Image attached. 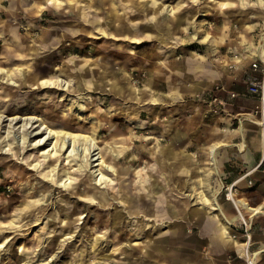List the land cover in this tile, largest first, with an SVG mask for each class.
Returning a JSON list of instances; mask_svg holds the SVG:
<instances>
[{
	"label": "rangeland",
	"instance_id": "obj_1",
	"mask_svg": "<svg viewBox=\"0 0 264 264\" xmlns=\"http://www.w3.org/2000/svg\"><path fill=\"white\" fill-rule=\"evenodd\" d=\"M59 1L0 0V115L35 117L68 128L63 131L92 135L101 150L125 152L107 170L116 171L106 176L114 187L107 191L98 167L88 162L76 171L83 154L78 162H61L65 148L50 157L56 170L34 168L41 151L31 150L28 140L21 149L22 133H15L19 124L11 131L9 122L0 120V147L11 149L0 151V222L6 225L29 202L39 204L24 214L19 235L0 252V264H11L10 253L20 246L32 258L28 264H214L192 259L197 242L207 245L200 199L231 204L225 193L234 183L235 198L259 211L245 215L248 250L264 251V174L254 164L263 151L258 126L248 123L239 134L227 133L231 118L208 114L203 101L217 87L238 94L236 86L249 81V64L263 67L264 0L262 6L257 0ZM243 54L251 58L243 60ZM130 88L139 92L137 100ZM135 112L138 121L131 120ZM237 126L236 120L232 128ZM13 138L19 139L18 148ZM153 147L183 156L171 162L155 151L154 187H147L150 196L140 200L135 172L143 175L151 165ZM185 156L190 169L181 161ZM229 160L234 162L229 171L238 179L220 181ZM123 170L127 174L119 179ZM64 172L79 180L73 189ZM119 192L129 197L132 210ZM101 193L115 199L101 202ZM257 194L261 201L254 203L251 196ZM118 213L124 224L114 226L112 216ZM231 234L245 243L240 221ZM124 250L130 256L121 255ZM234 256L229 252L226 261L247 264Z\"/></svg>",
	"mask_w": 264,
	"mask_h": 264
},
{
	"label": "bare ground",
	"instance_id": "obj_2",
	"mask_svg": "<svg viewBox=\"0 0 264 264\" xmlns=\"http://www.w3.org/2000/svg\"><path fill=\"white\" fill-rule=\"evenodd\" d=\"M47 3L50 4H59L61 3L59 0H47ZM239 2H241L242 4L246 3L247 0H238ZM258 5L262 6L263 1L262 0H257ZM219 5L224 6V5H228L227 3H219ZM231 5V4H230ZM242 39V36L240 37ZM264 41V37L262 38ZM140 42L137 41V44H139ZM260 56L264 58V44L263 46H261V52H260ZM251 58L250 55L247 56V58L244 56L243 54V60L244 59H249ZM242 60H237L236 63H241ZM106 74V73H105ZM9 76H12V74H10ZM125 81L127 82V84H129V79L124 77ZM65 86V85H63ZM66 90L70 91L69 85H66ZM132 95L135 98V100H137V97L139 95V92L130 88ZM119 91L122 90V88H118ZM134 100V98H132V101ZM153 101V100H151ZM262 109L264 110V108L262 107ZM138 112H135V114H133L132 119L133 121H138L137 117L138 114H136ZM127 117V116H126ZM4 120L9 122V126L8 129H10L11 131L15 129V126L19 124V126L16 129L15 133H22L21 135V149L22 146L24 148V145L26 143V140H28L29 146L33 147L31 150L33 149H38L39 151H41V158L42 160H38L37 163L34 165V168L39 169L41 166L48 169V170H56L54 167V163L55 161L51 160L50 157H54L56 156L60 151H62L65 148V153H67V155L61 160V162L65 161V160H69L68 163H70V158H72V161H76L78 162V155H84V160L81 161V163L78 165L76 171L78 172H82L83 168L85 169V165H87V163L89 162L91 167H98V176H100L99 181H103V184H106L105 188L107 189V191H109L110 189L112 190L114 187L112 184H109L111 182V179L107 181L106 176H110V171L108 172V169H112L113 165H114V160L117 158H120L123 156L125 150H115L112 149L108 146H106L103 150L99 149L97 147V145H95V139L92 137V135L90 137L82 135V134H75L71 131H63L64 129H68L66 127H63L64 129H60V127H55L54 124H46L44 122H41L39 119L35 118V117H31V116H26V117H21V116H13V117H9L7 118V116H3L0 115V120ZM137 119V120H136ZM2 120V121H3ZM46 124V125H45ZM96 126H94V128L92 129V134L94 135V133L96 132V129L98 127L97 124H95ZM261 127V137H260V141L259 144L262 147V149H264V126L262 125ZM225 131H227V133L230 134H234V133H241V131L239 129H233L231 126L227 127V130L225 129ZM16 135V134H15ZM114 137V136H113ZM55 138V141L53 142L52 139ZM14 140V138H13ZM19 139L16 138L15 144L19 145L18 141ZM120 142L111 140V144H118ZM9 149H5L4 147H0V151H10V145H8ZM26 147H28L26 145ZM80 147V149H79ZM240 151H243L245 148L244 144L240 145ZM69 149V150H68ZM152 152H150V156L152 157V162L151 165L147 167V170L144 172L143 175L138 174V172H135V176H136V182L135 185H137V190L141 191V196H139L140 200L143 197L146 196H150V192L149 195L147 194L148 192H146L145 190L147 189V187H154V181H152V176L151 174L154 172L155 169V163L157 161V156H156V152L157 149L155 147H153ZM215 149L213 147L210 148L209 153H210V157H209V163L211 164V166L214 165V161H215ZM171 150L169 149V151H167V153L164 151V149H159L157 152L163 154L166 158H170L171 162L172 159H179L181 156H183V152H170ZM79 153V154H78ZM21 155V154H20ZM60 158V157H59ZM58 158V159H59ZM23 157L20 159L22 161ZM188 156L183 157V159H181V161H183V166H185L186 168L188 167L190 169V166L187 165V160ZM28 161V160H27ZM32 162L28 161L26 162V165H31ZM93 163H96L95 165H92ZM181 163V164H182ZM84 167H83V165ZM56 166V165H55ZM182 165L179 167H177V171L178 172H182ZM198 171V168H197ZM60 172V171H59ZM63 172V171H61ZM113 172H116L115 169H113ZM112 172V173H113ZM16 175L18 174L17 171L15 172ZM111 173V174H112ZM64 176H67V181L70 184V188L73 189V186H75L78 183V179L75 178H71V175L67 172H64ZM127 174V171H122L119 174V179H123L125 177V175ZM105 176V177H104ZM13 177V176H12ZM48 176H46L45 178H47ZM92 177V176H91ZM96 178V177H95ZM235 184V183H234ZM234 184H232L230 186V188L232 189L234 187ZM146 194H145V193ZM198 197H202L201 194L196 193ZM119 195V199L123 202L124 205H126L127 210L130 211L132 210V202L129 199V197L127 195H123L121 192L118 193ZM95 195H92L90 198L91 199H95L94 197ZM102 201L101 202H110L113 201L115 199V195L111 193L110 195V199L108 200V195L106 196L105 194H100ZM89 198V199H90ZM201 201V207L199 208L201 211L204 212L205 216H207L209 218V221L211 220V222H214L215 227L217 228V237L219 239H223L225 240V242L227 244L230 245L231 248H235L237 250L236 254L238 255V257L240 258H244L246 260V262H248V264H258L260 262L259 258V252H255L254 254H252L251 252H249L248 247H249V242H245L243 244H239L238 242H236L233 237V235L231 234V232L229 231V225L231 222H244V223H248L247 220L245 219V215L248 213H251L252 216L257 215V213H259V211L257 209H253L251 207H249V205L243 200V199H238L235 198V193H233L232 198H230L228 201H230L232 207L235 209L236 211V215L234 217L230 219L226 218L225 215L223 214L220 205L217 203L215 197L212 198H204L202 197L200 199ZM110 205V204H109ZM204 206V207H202ZM30 209H34L37 210L39 209V204L38 202H29L22 210H18L15 211L12 214V218L11 220L6 224V225H2V223L0 222V252L1 251H5L4 248H6L8 246V249L11 245L10 242L13 241L19 234L17 231L18 227H20V223H22V220L24 219V214L29 211ZM138 209L140 211H142V206L138 207ZM145 212V210H144ZM64 219H68V217H65ZM63 219V220H64ZM123 215L121 213L118 214H114L112 216V225L116 226V225H123L124 221H123ZM23 225V224H22ZM248 228H250V225L247 224ZM125 227V226H124ZM127 227V226H126ZM115 230H119L118 227H115ZM7 234V235H5ZM5 235V236H4ZM136 244H133V246H135ZM11 251V250H10ZM24 251V247H18L17 251H13L10 253V259H12L11 264H28L30 262V260L32 258H29L26 253L23 252ZM34 254V253H33ZM121 255L124 256H130L129 253L127 252V250L124 251H120ZM36 256V253L34 254V257ZM20 257V258H18ZM18 258L19 262L17 263L14 259ZM258 259V261H257Z\"/></svg>",
	"mask_w": 264,
	"mask_h": 264
},
{
	"label": "crops",
	"instance_id": "obj_3",
	"mask_svg": "<svg viewBox=\"0 0 264 264\" xmlns=\"http://www.w3.org/2000/svg\"><path fill=\"white\" fill-rule=\"evenodd\" d=\"M251 63L249 64L247 70L245 71V75L248 76L247 78H250L251 74H253L251 71V68H250ZM248 73L250 76L248 75ZM247 84H248V81L243 83V85H242L243 87H237V86H241V85L236 86V89L238 90L237 92H238L239 97L235 101H233L234 106L225 105L221 109L222 112L218 114L219 115L218 118H220V119L229 120L228 117L231 118L230 119L231 120V125H230L231 127L233 124L236 123L238 116H240L241 114L250 113V112H239L240 110L252 107L254 104H257L256 98L250 97L247 94H245ZM241 88H243V89H241ZM242 102L246 103V105L242 106L241 105ZM235 111H238V112H235ZM248 123H251V122L244 121V123H241V124L238 123V126L235 129H241L240 128L241 126L244 127ZM251 144H252V142H251ZM254 146L258 147V144L254 142ZM261 157H262V153H260V158L254 164L257 163V165H258L260 160H261ZM233 163L234 162H232L230 160L228 163H225L226 167H228V169H224L225 171H223L221 173L222 174L221 176H223V177H219L220 181L222 180L221 178H223V180L228 178V181H236L238 179L237 176L233 175L232 171H229V169L232 168ZM238 193H239V191H238ZM251 194H252L251 192H248V191L246 192V195H248V196H250ZM251 199L254 203L261 201L258 194L252 195ZM220 208H221L223 214L225 215V217L230 219V220L232 217H234L236 215L235 209L232 207L231 204H229V202L221 203ZM233 210H234V212H233ZM202 220L204 221V223H203V227H202L201 231L205 237V241L207 244V245H205V247H207V248H205L201 244V242H197L198 244H196L193 248H191L192 256H193L192 259H200V260L210 259V260L215 261L214 264H230V262L228 260L226 261V256L229 254V252H232V254L234 256L236 251L233 250L234 248H231L230 245L225 242V240L219 239L217 237V228L215 227L214 222H211V220L209 221V218L207 216L203 217ZM237 226H238V221L237 222H231L229 225V231L234 233ZM255 249H258L256 252L261 251L260 248L256 247ZM259 253H260L259 256L264 259V251L259 252ZM261 253H263V254H261ZM235 256H234L233 260L234 259L236 260L237 257H235Z\"/></svg>",
	"mask_w": 264,
	"mask_h": 264
},
{
	"label": "built area",
	"instance_id": "obj_4",
	"mask_svg": "<svg viewBox=\"0 0 264 264\" xmlns=\"http://www.w3.org/2000/svg\"><path fill=\"white\" fill-rule=\"evenodd\" d=\"M263 64V67L261 68L260 63H257L256 61H253L250 65L252 73L256 75H251L245 90V94H247L250 97L256 98L257 100V107L252 110L250 113L247 114H241L237 119L238 123H244V121H249L251 123H254L258 126L260 136H261V130L264 126V59L261 62ZM239 95L235 92H232L224 87H217L215 91L208 93L203 101L207 107V113L208 114H219L222 112V108L225 105H232L233 101H235ZM255 170H260L264 174V149L262 151V157L259 162V164L255 167ZM231 186V185H230ZM229 187L226 188L225 198L226 200H229L232 198L233 193H236V188L233 187L232 189ZM248 223L241 222V226L244 229V238L245 242L250 241V228H248ZM235 238V236H233ZM249 248V247H248ZM237 258L238 255L235 253ZM246 261V260H245ZM248 264V262H246Z\"/></svg>",
	"mask_w": 264,
	"mask_h": 264
}]
</instances>
